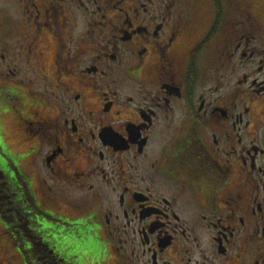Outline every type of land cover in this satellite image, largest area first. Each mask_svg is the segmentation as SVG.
<instances>
[{"label": "flooded vegetation", "instance_id": "obj_1", "mask_svg": "<svg viewBox=\"0 0 264 264\" xmlns=\"http://www.w3.org/2000/svg\"><path fill=\"white\" fill-rule=\"evenodd\" d=\"M11 3L0 264H264V4Z\"/></svg>", "mask_w": 264, "mask_h": 264}, {"label": "rangeland", "instance_id": "obj_2", "mask_svg": "<svg viewBox=\"0 0 264 264\" xmlns=\"http://www.w3.org/2000/svg\"><path fill=\"white\" fill-rule=\"evenodd\" d=\"M197 1H199V0H197ZM200 1H203V0H200ZM204 1L211 2L212 0H204ZM260 1L264 4V0H260ZM9 3H11L10 6H12L13 5V0H0V7L5 6V5L9 4ZM7 138L11 142H15L16 139H17V137L15 136L14 132L10 128L7 129Z\"/></svg>", "mask_w": 264, "mask_h": 264}]
</instances>
